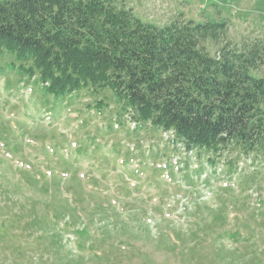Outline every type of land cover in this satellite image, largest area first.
I'll return each mask as SVG.
<instances>
[{"label":"rangeland","instance_id":"374dc122","mask_svg":"<svg viewBox=\"0 0 264 264\" xmlns=\"http://www.w3.org/2000/svg\"><path fill=\"white\" fill-rule=\"evenodd\" d=\"M115 2L157 26L224 21L231 45L264 44V0ZM10 60L0 55V264H264V157L210 164L170 133L135 132L109 90L43 102Z\"/></svg>","mask_w":264,"mask_h":264},{"label":"trees","instance_id":"16d2710c","mask_svg":"<svg viewBox=\"0 0 264 264\" xmlns=\"http://www.w3.org/2000/svg\"><path fill=\"white\" fill-rule=\"evenodd\" d=\"M226 25L157 26L115 0H0V55L34 78L43 102L109 90L135 132L170 133L210 164L212 153L264 157V44L237 48Z\"/></svg>","mask_w":264,"mask_h":264}]
</instances>
